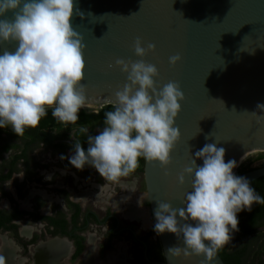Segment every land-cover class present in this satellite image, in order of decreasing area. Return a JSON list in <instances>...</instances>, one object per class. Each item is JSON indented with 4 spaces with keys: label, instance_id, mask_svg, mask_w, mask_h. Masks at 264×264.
Instances as JSON below:
<instances>
[{
    "label": "clouds",
    "instance_id": "9594fccd",
    "mask_svg": "<svg viewBox=\"0 0 264 264\" xmlns=\"http://www.w3.org/2000/svg\"><path fill=\"white\" fill-rule=\"evenodd\" d=\"M10 11L13 19H0V43L15 41L18 47L0 55V128L10 125L21 137L26 128L38 126L48 109L58 121L76 123L88 100L82 83L86 44L71 21L74 14H83L77 12L74 0H0V17ZM133 47L141 58L156 50L152 43L145 48L140 38ZM181 59L173 55L169 63L175 66ZM115 63L128 74L129 82L115 92L114 110L106 112L103 130L87 137V151L76 139L70 163L80 170L91 165L107 182L119 183L137 170L140 158L159 162L162 168L172 163L171 154L182 135L175 125L185 94L175 81L158 89L154 80L158 69L143 59ZM257 109L264 111V104L258 103ZM250 114L264 124V116ZM225 155L226 149L215 143L195 153L203 165L193 159L178 177L181 185L185 175L194 177L186 207L158 201L154 231L182 236L185 245L169 248L167 259L169 254L188 259L195 255L205 258L201 264H212L239 231L238 213L264 204L248 179L234 174L237 162H225ZM0 264H6L3 255Z\"/></svg>",
    "mask_w": 264,
    "mask_h": 264
},
{
    "label": "water",
    "instance_id": "95a60500",
    "mask_svg": "<svg viewBox=\"0 0 264 264\" xmlns=\"http://www.w3.org/2000/svg\"><path fill=\"white\" fill-rule=\"evenodd\" d=\"M78 13L74 29L83 35L87 104L95 108L115 104V92L128 83L127 73L117 59L137 61L157 67V87L169 81L180 84L185 94L176 120L181 140L172 152V163L143 160L146 200L157 223L158 201L174 208L186 207V194L192 191L193 176L178 177L196 159L195 153L207 143L226 149L225 162L241 161L264 150V124L251 112L264 116L257 104H264V0H74ZM10 11L0 19H13ZM137 38L154 52L141 58L134 52ZM18 42L0 43V55L15 51ZM179 54L175 66L169 57ZM111 65V67H110ZM223 103H222V102ZM199 166L202 159H196ZM238 165V164H237ZM237 167L233 170L234 173ZM264 175V164L237 174L251 181ZM161 264H201L204 257L175 258L167 250L185 247L182 236L157 234ZM212 264H226L219 253Z\"/></svg>",
    "mask_w": 264,
    "mask_h": 264
},
{
    "label": "flooded vegetation",
    "instance_id": "af4514ba",
    "mask_svg": "<svg viewBox=\"0 0 264 264\" xmlns=\"http://www.w3.org/2000/svg\"><path fill=\"white\" fill-rule=\"evenodd\" d=\"M45 149L58 154L61 166L74 168L70 161L64 162L57 151ZM10 150L4 151L2 156ZM4 159H0V164ZM39 164L31 177L19 165V170L11 171L9 177L0 181L1 185L23 172V182L14 181L16 195L4 189L0 193V216L3 217L0 234L9 235H0V250L6 241L3 244L12 255L11 262L6 264H161V245L159 238L153 237L150 211L152 227L148 225L146 213L132 204L129 210H121L115 201L109 200L99 206L89 205L84 196H75L64 188L58 189L55 198L42 190L45 195L34 196L29 204L19 205L18 197L23 194L20 195L16 184L22 183L23 187L26 182L40 180L38 169L42 165ZM6 172V167L1 170L3 174ZM3 201H7L8 206L1 205ZM146 204L148 206L147 200ZM15 244L20 246L19 254L14 252Z\"/></svg>",
    "mask_w": 264,
    "mask_h": 264
},
{
    "label": "trees",
    "instance_id": "16d2710c",
    "mask_svg": "<svg viewBox=\"0 0 264 264\" xmlns=\"http://www.w3.org/2000/svg\"><path fill=\"white\" fill-rule=\"evenodd\" d=\"M115 104L105 103L95 110L88 107H82L78 113V121L72 123H62L52 116V109H48V114L41 118L35 128H26L23 136L19 137L9 125L0 128V159H4L2 153L8 149H16L12 152L9 159H4L0 164V181L9 177L11 171L19 170L22 165L28 176L36 173L35 168L39 162L31 155V151L36 145L40 144L45 148H51L66 159L65 140H69L73 145L78 139L84 148H88L87 137L89 135H98L105 127V114L114 110ZM61 126L74 127V137L67 130L59 129ZM53 128H58L53 130ZM83 129V131H82ZM264 156V152H259L255 159ZM143 158L139 160V167L143 168ZM20 163V164H19ZM264 164V160L261 165ZM8 168V172L1 173L3 168ZM249 164H242L237 167L235 175L251 169ZM250 185L256 192L264 197V175H261L251 181ZM18 192L21 191L22 183L16 184ZM3 217L0 216V220ZM239 231L233 233L232 241L221 249L218 253L226 264H264V204H254L251 211L245 209L238 213Z\"/></svg>",
    "mask_w": 264,
    "mask_h": 264
},
{
    "label": "rangeland",
    "instance_id": "374dc122",
    "mask_svg": "<svg viewBox=\"0 0 264 264\" xmlns=\"http://www.w3.org/2000/svg\"><path fill=\"white\" fill-rule=\"evenodd\" d=\"M87 106H91V104H87ZM88 108H92L94 110L96 109L95 107ZM56 129L58 128H53V130ZM59 129L67 130L69 134H72L74 131V127L71 126H61ZM64 143L67 146L65 155L69 162L70 158L74 155V145L69 140H65ZM84 149L87 151V148ZM15 150L16 149H11L10 151L5 152L3 154V158L10 157L12 152ZM259 152H264V150H257L253 152L246 158L242 159L238 166L242 164H249L251 167L260 166L264 160V156L262 158L255 159V156ZM31 155L42 165L38 169L40 180H33L23 184V195L18 197L19 205L23 206L27 203L29 204L34 196L45 195L41 192L42 190L51 194L50 196L52 198H55V195H58L59 193L58 189L64 188L75 196H84L83 198H86V203L89 205L99 206L104 200H109L111 202L115 201L117 207L121 210H129V206L132 204L146 213L150 221L148 225L152 227L149 208L146 204V190L142 167H138L137 170L128 177H122L119 183H115L107 182L91 165L86 164L82 170L77 169L76 167L68 169L61 166L60 164H62V162L59 160L58 154L50 151L49 149L43 148L40 144L36 145V147L32 149ZM48 177H51V179H48ZM22 178V171L16 173L13 178L0 185V193L1 190L4 189L5 191L16 195L14 181L23 182ZM104 186H106V189L103 188ZM1 205L8 206L7 201L1 202ZM133 222L136 223V221ZM137 224L138 223H136V225ZM0 235L6 237L9 236L6 233H2ZM153 237L158 240L156 232L153 233ZM13 247L14 252L19 254L20 246L15 244Z\"/></svg>",
    "mask_w": 264,
    "mask_h": 264
},
{
    "label": "bare ground",
    "instance_id": "6f19581e",
    "mask_svg": "<svg viewBox=\"0 0 264 264\" xmlns=\"http://www.w3.org/2000/svg\"><path fill=\"white\" fill-rule=\"evenodd\" d=\"M242 161V160H241ZM241 161L237 162L239 164ZM144 216V215H143ZM147 217V216H146ZM3 243L6 244V241H3ZM2 243V250H0V255H3L6 257V263H10L12 260L11 251L9 250V247ZM53 246V245H52ZM55 248V247H54ZM13 253V252H12ZM40 261V260H39Z\"/></svg>",
    "mask_w": 264,
    "mask_h": 264
}]
</instances>
